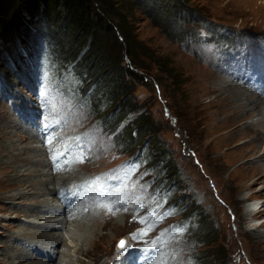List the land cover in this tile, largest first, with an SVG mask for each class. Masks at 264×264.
<instances>
[{"label": "rangeland", "instance_id": "obj_1", "mask_svg": "<svg viewBox=\"0 0 264 264\" xmlns=\"http://www.w3.org/2000/svg\"><path fill=\"white\" fill-rule=\"evenodd\" d=\"M187 4L189 8L198 9L202 19L228 35H224L220 45L204 28L197 27L194 35L188 36L194 23L184 22L182 26H190V29L186 37L176 38L155 17L139 9L130 20L133 34L142 46L139 57L144 68L138 72L146 81L145 85L140 81L134 83V102L145 111L156 130H151L144 141L148 143L157 139L169 152L168 163L157 164L158 157L153 156L159 150L156 145L139 143L125 148L120 139L115 140L116 133L138 111L130 113L129 118L118 122L116 129L111 131L109 122L114 121L117 113L116 108L110 107L113 103L106 93L107 88L101 86L97 93L100 100V110L97 111L98 106L94 109L91 97L92 82L82 80V72L70 63L58 66L64 51L57 52L48 47L35 58L30 56L29 46L19 45L20 42L14 38L15 49L23 59L16 64L9 61L8 77L0 71V160L6 159L2 152L5 143L6 146L15 144L14 153L29 151L30 147L41 148L33 156L34 161H43L44 164L39 166L41 170L48 171L46 163L52 161L54 168L57 165L64 177L71 176L63 171L67 166L68 169L76 168L74 172L79 177L87 174L84 179L89 178V181L94 182L97 175L105 176L107 190L114 195L112 210L116 209L114 205L118 208L123 205L121 209L131 213L123 219L120 227L110 231V240L98 247L103 254L106 247L113 250L112 261L107 264H119L125 250L133 248L139 251L137 245L141 241L145 246L139 254L136 251L133 260L136 264H154L160 250L150 249L147 245L165 229L164 239L168 243L162 251L167 264H264V243L258 242V235H264V212L257 214L258 220L254 222L245 215L250 202L264 199V190L260 188L263 183L255 181L243 191L237 188L244 170L228 177L223 167L227 157L217 159L213 156L216 140L210 143V123L207 121L211 109L208 101L214 97L215 91H225L223 82L232 81L264 99V0H187ZM164 8L165 5L157 7L160 11H165ZM56 32L67 43L66 36ZM257 118L259 116L252 119ZM20 134H25L26 139H21ZM252 135L246 142H242L245 137L239 138V142L235 141L237 144L226 150L235 156L240 155V150L244 152L243 166L250 173L248 182L252 181L257 165L264 163V158L258 160L248 150L253 144ZM69 137H76V144L73 145L74 150L66 152L63 144H69ZM221 149L224 151L226 147ZM63 151L67 153L65 160L61 156ZM149 153L153 168L141 155ZM139 156L142 161L134 167ZM54 159H57L56 163ZM58 159L66 163L64 167ZM79 159L87 162L82 168H77ZM236 164L237 160L231 167ZM33 167L30 164V168ZM2 171L0 169V179L10 175ZM39 177L25 176L29 181ZM77 181L70 180L71 184ZM58 183L57 178L52 181L53 185ZM11 187L0 182V264L11 261L33 264L39 258L47 264H60L53 256L59 258L61 252H55L57 249L53 250V247L51 252L46 251L50 248L43 247L33 258H18L21 250L31 252L41 243L34 236L21 237L18 228L38 223L39 215L46 213L36 211L23 215L21 208L32 206L33 200L23 197L12 203L8 196L16 187ZM59 191L56 195L59 198L70 194L67 186ZM1 194L5 197L1 198ZM46 197L51 198L53 194H40L38 199ZM78 199L81 202L84 196ZM40 201L38 205L44 204ZM52 203L59 204L58 201ZM148 213H153L148 223H154L155 227L147 235L132 239L130 234L145 227L138 218ZM260 223L263 224L252 228ZM209 225H212L214 233L208 238L201 232ZM36 228L28 227L29 230ZM192 229L195 230L192 232ZM63 234L67 238V234ZM126 236L130 237L129 245L125 244V252L120 251L119 242L126 241ZM66 242L72 244L68 238ZM58 248L64 250L67 246ZM72 254L75 260L78 257L88 260L81 254ZM63 257L67 259L66 255Z\"/></svg>", "mask_w": 264, "mask_h": 264}, {"label": "trees", "instance_id": "obj_2", "mask_svg": "<svg viewBox=\"0 0 264 264\" xmlns=\"http://www.w3.org/2000/svg\"><path fill=\"white\" fill-rule=\"evenodd\" d=\"M161 5H165V11L157 9ZM137 9L155 17L176 38L186 37L188 33L190 26L183 27L184 22L194 23L188 36L194 35L197 27L204 28L220 45L225 35L223 30L202 19L198 9L189 8L187 0H0V71L8 77L10 62L16 64L23 59L15 49L14 38L19 45L29 46V54L35 58L48 47L64 51L58 66L70 63L82 72V80L92 82L91 97L94 109L98 106L97 111L100 110L97 93L101 86L107 88L106 93L113 103L110 107L116 108L117 113L114 121L109 122L111 131L116 129L118 122L129 118L130 113L138 111L116 133L115 140L120 139L125 148L139 143L156 145L159 150L153 156L158 157L157 164L168 163L169 152L157 139L145 143L148 133L156 132L155 126L134 102V83L146 84L142 73L138 72L144 68L139 57L142 46L130 22ZM56 31L66 36L67 43ZM141 155L153 168L151 153ZM212 233V225L202 228V235L209 238Z\"/></svg>", "mask_w": 264, "mask_h": 264}, {"label": "bare ground", "instance_id": "obj_3", "mask_svg": "<svg viewBox=\"0 0 264 264\" xmlns=\"http://www.w3.org/2000/svg\"><path fill=\"white\" fill-rule=\"evenodd\" d=\"M223 86H225V88L223 87L225 91H215L214 97H212L208 101V106L209 108H211L209 113L207 114V121L210 123V126L208 127V132L210 135H208L210 136V143L216 140V142L214 143L216 145L213 144L215 146L213 156L217 159L227 157L225 164H223V167L227 171V175L229 178L230 176L236 174L238 171L244 170L243 173H241L242 181L237 185L238 189H240L241 191L246 190L249 188L250 183H254L255 181L259 180L261 181V183H263V187L260 186V188L261 190H264V163H260L259 165H257L256 171L254 172V174H252V181L248 182L247 180L249 179L250 173L245 169L246 167L243 166V163L245 162L243 161L244 152L240 150V155L237 154V156H235L234 153L230 154L226 152V150H228L231 146L239 142V138L245 137L243 139L244 141L242 142H246L248 139L247 137L253 134V140L252 138H250V141L252 140L253 144L248 150H250L252 154L256 156V159L259 160L260 158H264V99L257 97L256 93H254L252 90H249L244 86L236 85L232 83V81H228L225 83L223 82ZM220 104L221 107H219ZM254 116H259V118L252 119ZM46 125L48 124L46 123ZM25 136V134H20L21 139L25 140ZM58 138L59 136H57V139ZM237 140L238 142L235 143V141ZM75 144L76 137H69V144L66 146V152L74 150L73 145ZM222 147H224V149L226 147V149L223 151V149H221ZM210 148H213V146L211 145ZM15 149V144H8V146H6L5 143V147H3L2 152H4L6 159L0 160V169L3 170V174L10 175L8 177L5 176V178L3 177L2 179H0V182L7 186L9 185V187L14 185V187L19 188L17 190L16 188H14L15 191L13 190V192L9 191L10 194L8 198H10L12 203L16 201L15 199L23 197H30V200H33L32 206L21 208V213H23V215H30L36 211L46 213L43 215L41 214V216L39 215V217L36 216L39 218V220L37 221L38 223L34 222L32 224H27L26 227L18 228L21 237L34 236L41 242L40 245L38 243L37 247L39 248H35L31 252L27 249L21 250L18 254L20 255L18 258H33L37 254H40L39 252H41V250L44 249L43 247L46 246L47 249H51L52 247L53 250L54 248L57 249L55 250V252L57 253L61 252V256H59V258L56 255L53 256L55 258L57 257L60 264H107L108 261H112L113 250L107 247L106 249L103 248V254L99 252L100 249H98V247L104 241L110 240V231H115V229L120 227L124 222L123 219H125V217L128 215L130 216L131 213L124 209H121L123 205H121L118 209H113V211L111 212H109L106 208L98 207L94 201L95 183L93 182L90 184L88 181H86V179H84V177L86 178L87 174L86 176L79 177V174H77L76 171L74 172V169L76 168L68 169L69 166H67V169L63 170L69 172V174L71 175L69 177H64L60 169H56L57 171H55L52 161L46 163L47 167H49L48 171L41 170L42 168H39V166H42L44 164L43 161H37V159L36 161L33 160L35 152L40 151L41 148L30 147L29 151L22 153H14L12 150ZM220 149L222 151H220ZM235 160H237V164L231 167ZM238 160L242 161L238 162ZM85 163L87 162L80 161V165H78L77 168H82L86 165ZM30 164H33L34 167L30 168ZM24 170L28 171L24 173ZM36 175L40 176L41 178H32V181H29L25 178V176L32 177ZM56 178L57 180H59L57 186L52 184V181ZM72 179L79 181L71 184L70 180ZM63 186H67L68 188H70V194L67 197L64 195L62 196V198H59L56 195L60 193L59 190H61ZM85 186L87 187L84 188ZM37 188L39 189V191L35 192V189ZM39 193L42 195L53 194V197L38 199V196L40 195ZM81 195L84 196V202H80L78 199ZM3 197L5 196L1 194V198ZM257 200L250 202L248 204L249 207L245 212V215L253 222L258 220L255 217L257 214L264 212V199L261 201ZM39 201L44 204L38 205ZM52 201H58L59 204H54L52 203ZM37 206H40V208H38ZM2 208L5 209L6 207L3 206ZM47 218L49 219L43 221ZM14 220L15 219H13L12 221ZM262 224L263 223L256 224L252 228L255 229ZM29 226L37 228L29 230ZM63 232L67 234V238L70 239L72 244H68L66 242L67 238L65 237ZM124 239L126 240L125 244L127 245L130 241V237L126 236ZM142 242L143 241H141V243L137 245L139 251L145 246V244H142ZM258 242L264 243V235H258ZM60 245H64L65 247L67 246V248H64V250H60L58 248ZM50 249L46 251H53L52 249ZM120 249L121 248H118V250ZM71 250L74 253L83 255L84 257L88 258V260L85 261L79 257L77 258V260H75L73 258V252L71 253ZM35 251L37 253H35ZM125 251L124 256L122 257L119 264H122L123 262L124 264H136V261L133 260V256L138 250H134L133 248H131ZM64 255L67 256V259L63 257ZM5 264L20 263L19 261L15 263L11 261L5 262ZM33 264L47 263L43 259L39 258L37 261L33 262Z\"/></svg>", "mask_w": 264, "mask_h": 264}, {"label": "snow or ice", "instance_id": "obj_4", "mask_svg": "<svg viewBox=\"0 0 264 264\" xmlns=\"http://www.w3.org/2000/svg\"><path fill=\"white\" fill-rule=\"evenodd\" d=\"M97 206L106 208L109 212L112 211V204L111 203L98 202ZM152 215H153V213H148L146 216L138 218L139 223L145 225V227L140 229L138 233L130 234L132 239L135 240L138 237H143V236L147 235V233L155 227L154 223H148V220ZM166 232H167L166 229L162 230L161 233L156 237V239L153 240V242L150 245H147V247L150 249H159L160 250L159 258L157 261L154 262V264H167V261L163 259L164 253L162 251L164 245L166 243H168V241L166 239H164ZM158 241H159V243H158ZM118 247L123 250L125 248V241L121 240L119 242ZM174 258L175 257H173V259Z\"/></svg>", "mask_w": 264, "mask_h": 264}]
</instances>
